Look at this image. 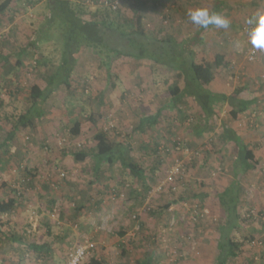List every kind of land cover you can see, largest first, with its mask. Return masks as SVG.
<instances>
[{
	"label": "rangeland",
	"instance_id": "rangeland-1",
	"mask_svg": "<svg viewBox=\"0 0 264 264\" xmlns=\"http://www.w3.org/2000/svg\"><path fill=\"white\" fill-rule=\"evenodd\" d=\"M4 1L0 0V5ZM87 1L90 10H95L94 2L98 0ZM144 1L147 6L141 8L138 0H132L131 4L123 5L122 12L131 18L138 11L148 31L160 33L162 38L175 34L179 40L190 43L199 60L213 62L217 55L225 54L229 66L215 68L209 89L233 94L246 88L250 93L243 94L257 101L252 107L254 110L240 115L228 105H220L215 116L207 121L194 98L189 97L177 106L172 103L170 88L179 83L174 70L149 59L120 57L112 61L108 73L96 55L86 51L75 66L71 88H62L49 98L44 104L45 118L37 120L35 129L16 133L9 155L1 162L4 163L0 166V188L7 185V189L18 191L20 198L28 189L27 193L33 194L44 183L59 194L70 188L89 189L96 200L98 193H102L100 201L106 209L99 214L93 207L90 222L94 228L90 233H83L80 243L84 244L88 238L96 242V253L90 258L101 255L110 264H137V260L150 258L158 244L161 249L157 264H178L182 251L173 241L182 244L184 236L178 231L182 223L187 227L191 221L199 224L205 217H194L208 210L206 216L218 227L227 217L223 209L219 211L221 200L217 192L229 185L239 186L242 229L236 235L248 240H244L241 253L229 264H264V55L255 62L246 59L253 45L250 33L259 15L264 14V0H230L235 8L228 27L210 25L209 18L210 26L206 29H201L203 24L186 15L197 10L198 4L208 13L218 0ZM183 9L187 12L180 17ZM167 14H172L171 23L164 21ZM48 17L47 0H12L9 8L0 13V143L27 111L31 86L44 87L46 77L59 64L62 44L59 45L58 32L51 31L47 39L42 29ZM197 29L206 39L203 36L196 39ZM158 110H162L159 125L138 131L142 117ZM76 120L82 122L81 134L77 137L71 132ZM227 128L235 129L261 155L256 169L245 171L236 162L237 149L222 141ZM99 131H107L112 140L127 145L126 153L146 170L145 180L133 178L118 167L103 165L97 171L99 161L93 137ZM176 144L182 149L180 154L171 152ZM66 149L88 152L90 157L84 162H75L63 154ZM178 161L185 164L186 173L170 184L167 173ZM25 169L35 177L33 182L23 180L21 172ZM62 198L64 202L56 205L50 214L52 220L59 219L60 212L74 204ZM136 202L138 207L126 212L132 226L124 232L120 211ZM183 209L191 210L189 217ZM35 213L32 211L31 216L37 217ZM136 213L138 219L134 220ZM72 222L78 225L71 231L78 235L82 221L72 219ZM53 233L60 236L62 231L53 229ZM121 234H125L128 255L121 256L122 250L117 245H110V250L105 251L104 241L112 243ZM249 240L255 245H250ZM168 241L175 246L165 247ZM63 262L46 261L45 264ZM208 262L211 264L213 260ZM31 264L36 263L31 261Z\"/></svg>",
	"mask_w": 264,
	"mask_h": 264
},
{
	"label": "trees",
	"instance_id": "trees-1",
	"mask_svg": "<svg viewBox=\"0 0 264 264\" xmlns=\"http://www.w3.org/2000/svg\"><path fill=\"white\" fill-rule=\"evenodd\" d=\"M11 1L5 0L0 5V13L9 8ZM86 1L78 3V0H75V2L74 0H47L50 17L46 18L42 29L46 33L47 39H49L51 31L58 32L59 45L64 44L63 46L61 45L60 61L54 67L52 74L46 77L44 87L38 84L31 86L28 97L30 105L27 111L20 116L6 139L0 143V166L4 163H1L2 159L9 155V146L13 142L16 133L23 129H35L37 120L45 118L44 104L49 98L62 88L67 90L71 88L75 66L80 56L86 51L93 52L100 61V65L106 68L108 73L111 72L112 61L120 57L136 60L149 59L156 65L166 66L174 70L177 73L179 83L170 88L172 103L177 106L181 105L189 97L194 98L196 105L207 121L215 116L220 105H228L235 114H245L254 106L255 100L241 98L243 89H238L230 95L215 93L209 89L215 78V68L221 67L220 69H223V67L228 68L229 66V63L226 62L225 54L217 55L213 62L205 59L199 60L195 57L193 46L182 39L179 40V37L175 36V34L169 33L165 38H162L159 36L160 33L155 34L148 31L145 28L144 18L138 11L129 18L122 12L123 6L118 10H114L106 5L105 2L100 5L98 3L99 0H96L97 2L92 0L96 3V9L90 10L89 5H86L88 1ZM138 2L141 8L147 6L144 0H138ZM131 3L132 0H129L125 4ZM141 10L143 11V9ZM216 12L213 11L205 19L208 20L210 18L212 20L213 16L216 17ZM171 19L173 21L172 14H167L164 17L166 23L168 21L171 23ZM212 23L214 22H211L210 25ZM210 25L208 22L206 26L203 25L204 28L202 29L208 28ZM201 38L200 34L196 35V39ZM161 115L162 110H158L155 114L144 115L138 125V131H147L158 126ZM81 128V120H76L71 129L73 136H79ZM93 138L95 155L99 161L97 171L101 170V166L107 165L110 168L118 167L125 174L136 179L145 180L147 178L146 170L137 159L130 157L126 153V144L112 140L107 131H99ZM222 141L224 144L230 143L235 146L237 149L236 162L241 163L245 171L258 167L259 163L256 160L254 150L250 146L244 145L241 137L234 129L227 128L223 133ZM179 145L181 144L179 143ZM181 150L176 144L174 149H171V152L180 154ZM63 154L71 156L75 162L79 163L86 161L90 157L88 152H74L68 149L63 151ZM21 173L25 181L30 180L33 182V179H35V177L32 178L29 169H25ZM237 177L239 178L240 176L237 174ZM181 178L183 176L178 180ZM6 186L3 185L2 188L7 189ZM43 188L52 190L48 184L44 185ZM8 192L7 199L3 197V199H0V214H11L20 205L18 191L10 190ZM219 200L226 208L227 221L222 230L217 261L218 264H229L241 253L245 245L244 240H248V237L242 240L236 235L239 232L238 230L242 229L240 217L242 193L240 187L231 185L224 193L219 195ZM53 208L54 206L52 205V210ZM169 208L167 206V209ZM137 214L134 215L137 217L134 220L138 219ZM250 242V245H252L253 242ZM42 246L45 247V245ZM30 247L34 250L39 248L37 245H30ZM120 248L122 250L121 256L128 255L127 245L121 243ZM88 259L84 264H110L105 260ZM137 264H157V261L150 257L144 260H137Z\"/></svg>",
	"mask_w": 264,
	"mask_h": 264
},
{
	"label": "crops",
	"instance_id": "crops-1",
	"mask_svg": "<svg viewBox=\"0 0 264 264\" xmlns=\"http://www.w3.org/2000/svg\"><path fill=\"white\" fill-rule=\"evenodd\" d=\"M234 8L235 6L232 5V1L218 0L216 1V6H214L211 11L209 9L208 15L212 14L213 11H217L216 17L229 21L232 19ZM196 9L197 10H194V12L202 11L203 8L201 9L200 4H198ZM185 12H187V9L180 11V17H184ZM186 16L188 17L189 14ZM188 18L191 17L189 16ZM181 20L182 24L185 25V21L183 19ZM182 27L183 26H181V28ZM202 28H204L203 25L201 29ZM199 31L200 29H197L194 35L200 34ZM200 36L204 37L203 34H200ZM222 36L224 35H221V37ZM216 93L219 92L216 91ZM224 93L230 95V93ZM243 93H250V91L247 92L246 88L243 89L241 98L245 100H255L252 96L249 98V94H246L247 96H245ZM256 103L257 101L255 100L254 104ZM251 110L254 109L252 108L248 112ZM257 126H259L258 123ZM239 136L241 137L244 145L249 146V142L244 141L240 134ZM254 153L256 160L261 161V155H257L256 150H254ZM46 184L48 183H44V185ZM43 187L36 190L33 194H28V189L25 194L23 193V197L21 196L19 199L20 205L15 212L11 214H0V264H31V261H35L36 264H45L46 261L57 260L65 262L68 251L72 247L82 243V237L84 236L83 233H90L91 229L94 228V226L91 225L92 222H90V218L93 217V215L90 214V211H94L93 207L99 214L101 213L100 211H104L106 209V206H102V202L100 201L102 193H98L96 200H94V195L89 189L79 190L78 188H70L66 192L59 194V192L57 193L53 190L51 191L49 188V190H47ZM229 187L230 185L217 192L216 195L218 196V200L219 195L224 193V191H226ZM8 191V189L0 188V199H7L9 193ZM62 197L71 200V202L74 201V204L72 207L68 205L64 211H62V209V212H60L61 214H59V216L57 215L59 219L52 220L50 214L55 210L56 205H61L64 202ZM96 201L97 203L95 204ZM52 205L54 206L53 210ZM219 206V211L223 209L226 215V210L222 202L219 203ZM135 207H138V202L131 204L128 209L122 208L123 211H120L123 216H121L119 220H121L120 225L125 226L124 232L132 226V223L127 220L125 216L126 212L127 210H133ZM32 211H36L35 215L37 217L31 216ZM182 211L184 214H187L188 217L189 214H191L190 209H183ZM175 212L179 214L178 210ZM72 219H76L79 222L82 221V227L78 229V235L74 232V230L71 231V229H77L78 225H73ZM205 219L206 220H203L199 224L193 223L190 220L191 222L188 227L183 223L179 227V233H182L184 236L183 242L180 245L178 240L173 241L182 251L181 258H178V264H210L208 262L210 259L213 260L211 264H215L214 259L217 260L219 257L221 234L227 220L216 227L215 224H211L209 221L211 219L210 216H205ZM53 229L61 230V235L63 237L61 235H56V233L54 234ZM99 238L100 237H98V239ZM187 238H192V240H187ZM115 239L116 240L112 243L104 241L103 246H105V251L110 250V245L120 246L121 243L125 244V234H121ZM190 243L192 244V249H190ZM30 245H37L39 248L38 250H34L30 247ZM42 245H45V247ZM170 245H174V243L172 244L168 241L166 242L165 247L169 248ZM156 246L157 248L155 249V253H153L154 255H151V258L159 260L160 256L158 253H160L161 245L159 246L157 244ZM93 258L105 260V258L101 255H95Z\"/></svg>",
	"mask_w": 264,
	"mask_h": 264
},
{
	"label": "built area",
	"instance_id": "built-area-1",
	"mask_svg": "<svg viewBox=\"0 0 264 264\" xmlns=\"http://www.w3.org/2000/svg\"><path fill=\"white\" fill-rule=\"evenodd\" d=\"M127 1L129 0H112V1H105V4L110 6L114 10H118L121 8ZM264 55V48H259L254 45L250 47L246 54V59L249 62H255L258 60V57ZM186 167L185 164L181 161L175 163L173 168L169 171L167 176L168 183H174L177 179L185 175ZM201 214H196L194 217L195 219L200 218L199 216L205 217L208 210L201 211ZM133 218H137L134 216ZM255 245L254 241L252 243ZM96 250V243L88 238L84 244H78L72 247L67 255V259L64 264H84L85 261L93 255Z\"/></svg>",
	"mask_w": 264,
	"mask_h": 264
},
{
	"label": "clouds",
	"instance_id": "clouds-1",
	"mask_svg": "<svg viewBox=\"0 0 264 264\" xmlns=\"http://www.w3.org/2000/svg\"><path fill=\"white\" fill-rule=\"evenodd\" d=\"M189 16L194 22L203 24L205 26L209 22L207 19H202L208 16V13L206 11L190 12ZM211 22H214L218 27H228V21L219 17L213 16ZM250 38L254 46L264 48V14L259 15L258 22L256 23V26L253 27L250 33Z\"/></svg>",
	"mask_w": 264,
	"mask_h": 264
}]
</instances>
